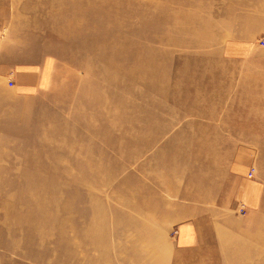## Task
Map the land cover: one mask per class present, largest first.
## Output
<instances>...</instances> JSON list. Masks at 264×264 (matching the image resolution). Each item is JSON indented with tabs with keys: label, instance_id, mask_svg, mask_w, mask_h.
Returning a JSON list of instances; mask_svg holds the SVG:
<instances>
[{
	"label": "rangeland",
	"instance_id": "1",
	"mask_svg": "<svg viewBox=\"0 0 264 264\" xmlns=\"http://www.w3.org/2000/svg\"><path fill=\"white\" fill-rule=\"evenodd\" d=\"M98 2L0 0L50 62L0 85V264H264V0Z\"/></svg>",
	"mask_w": 264,
	"mask_h": 264
},
{
	"label": "crops",
	"instance_id": "2",
	"mask_svg": "<svg viewBox=\"0 0 264 264\" xmlns=\"http://www.w3.org/2000/svg\"><path fill=\"white\" fill-rule=\"evenodd\" d=\"M25 43V39L18 38L13 29L4 33L0 28V85L11 87L20 96H34L48 87L49 55L45 49L34 48L36 50L34 51L32 43L28 45ZM10 80L13 84L9 86ZM2 103L6 101L0 97V104ZM249 170L250 168L247 169L244 178L242 174L245 172V167L237 165L232 172V177L236 190H239V199L252 206L251 199L248 200L243 195L244 187L253 184L258 187L257 183L248 177ZM192 244V242L179 243L182 247Z\"/></svg>",
	"mask_w": 264,
	"mask_h": 264
},
{
	"label": "bare ground",
	"instance_id": "3",
	"mask_svg": "<svg viewBox=\"0 0 264 264\" xmlns=\"http://www.w3.org/2000/svg\"><path fill=\"white\" fill-rule=\"evenodd\" d=\"M98 1H99L98 4L101 5V4H104L105 1H107V0H98ZM123 2H128V3H130V4H134V3L138 4L137 0H111V4H113V5H114V4H115V5H120V4H122ZM157 3H158V2H157ZM155 5H156V4H155ZM146 6H147V5H146ZM78 20H79V19H78L77 17H73V18L70 19L68 25H72V23H75V22H77ZM91 164H92V163H91ZM91 164H90V163L88 164V171H90V169H93V167H92ZM136 225H137V227H138L139 235H140L141 237L144 236L145 238H148V239H147L148 243H149V237H148V236H150L151 239H152L153 236H156L155 231H156L157 228L149 227V226L146 225V223H140V224H136Z\"/></svg>",
	"mask_w": 264,
	"mask_h": 264
},
{
	"label": "built area",
	"instance_id": "4",
	"mask_svg": "<svg viewBox=\"0 0 264 264\" xmlns=\"http://www.w3.org/2000/svg\"><path fill=\"white\" fill-rule=\"evenodd\" d=\"M261 40V43H262V45L264 44V37L262 38V39H260ZM8 84H9V86L10 85H12L13 84V82H12V80H10L9 82H8ZM254 166H252L251 168H250V170H249V172L247 173V175H248V177H252V175H253V172H254ZM238 210H240V211H245V205H243V204H239V208H238Z\"/></svg>",
	"mask_w": 264,
	"mask_h": 264
}]
</instances>
